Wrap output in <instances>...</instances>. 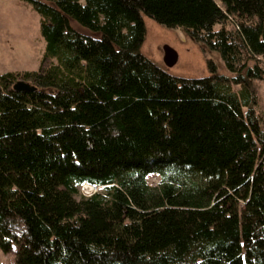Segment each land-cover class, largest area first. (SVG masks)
I'll return each instance as SVG.
<instances>
[{
	"label": "trees",
	"instance_id": "obj_1",
	"mask_svg": "<svg viewBox=\"0 0 264 264\" xmlns=\"http://www.w3.org/2000/svg\"><path fill=\"white\" fill-rule=\"evenodd\" d=\"M25 1L48 63L0 73V248L15 264H264V0ZM144 15L232 76L163 69L140 50Z\"/></svg>",
	"mask_w": 264,
	"mask_h": 264
},
{
	"label": "rangeland",
	"instance_id": "obj_2",
	"mask_svg": "<svg viewBox=\"0 0 264 264\" xmlns=\"http://www.w3.org/2000/svg\"><path fill=\"white\" fill-rule=\"evenodd\" d=\"M41 15L32 4L25 0H0V73L39 69L43 64L46 40L41 33ZM146 36L141 52L171 74L182 77H201L211 75L209 59H213L219 73L231 75L226 64L216 50L207 48L181 27L166 26L148 15H144ZM72 25L85 33L99 35L72 20ZM166 46L174 52L175 60H166ZM258 96L257 110L264 118V78L253 81ZM238 89L239 85H235ZM148 181L157 185L160 177L150 174ZM93 192L86 184L80 186L81 194ZM0 264H15V251L4 252L0 248Z\"/></svg>",
	"mask_w": 264,
	"mask_h": 264
},
{
	"label": "water",
	"instance_id": "obj_3",
	"mask_svg": "<svg viewBox=\"0 0 264 264\" xmlns=\"http://www.w3.org/2000/svg\"><path fill=\"white\" fill-rule=\"evenodd\" d=\"M166 60L169 64L173 63L175 60V57H173L174 52L171 50L169 46H166ZM15 89L17 90H34L35 86H33L31 83L19 80L14 85Z\"/></svg>",
	"mask_w": 264,
	"mask_h": 264
},
{
	"label": "built area",
	"instance_id": "obj_4",
	"mask_svg": "<svg viewBox=\"0 0 264 264\" xmlns=\"http://www.w3.org/2000/svg\"><path fill=\"white\" fill-rule=\"evenodd\" d=\"M86 185H88V187H91L93 189V192H95L96 190L99 189V186H96V185H92V184H88V183H86ZM93 192H91V193H93Z\"/></svg>",
	"mask_w": 264,
	"mask_h": 264
}]
</instances>
